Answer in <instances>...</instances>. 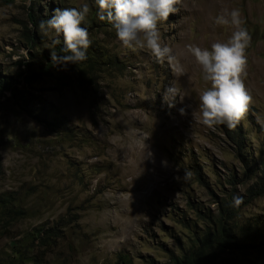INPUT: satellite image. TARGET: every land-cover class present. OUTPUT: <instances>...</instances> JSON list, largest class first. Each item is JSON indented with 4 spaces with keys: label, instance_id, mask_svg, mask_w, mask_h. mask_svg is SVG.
<instances>
[{
    "label": "rangeland",
    "instance_id": "374dc122",
    "mask_svg": "<svg viewBox=\"0 0 264 264\" xmlns=\"http://www.w3.org/2000/svg\"><path fill=\"white\" fill-rule=\"evenodd\" d=\"M85 3L94 62L79 63L80 71L53 66L25 82L63 44L61 36L53 45L55 34L42 35L28 14L50 18ZM225 9H239L251 35L245 85L253 103L235 129L202 124L199 95L210 83L187 51L231 37L232 27L214 22ZM97 10L95 0H0V76L18 80L15 95L0 98V195L12 193L26 214L10 227L0 217V264H119L122 255L131 264H171L213 227L219 203L237 195L244 204L232 240L241 245L216 250L213 264H264V248L239 230L252 226L264 237V195L247 193L264 164V0H183L158 22L183 76L147 49L124 47ZM173 83L180 95L170 109L162 94ZM231 137L243 138L240 155ZM51 227L58 237L45 247L40 238Z\"/></svg>",
    "mask_w": 264,
    "mask_h": 264
},
{
    "label": "clouds",
    "instance_id": "9594fccd",
    "mask_svg": "<svg viewBox=\"0 0 264 264\" xmlns=\"http://www.w3.org/2000/svg\"><path fill=\"white\" fill-rule=\"evenodd\" d=\"M97 17L106 21L115 29V34L122 45L131 50L147 49L159 63L167 62L177 76L185 75V68L161 36L158 22L166 21L170 15L179 11L183 0H95ZM90 8L87 3L81 7L56 8L50 18L41 20L38 28L42 35L54 33L52 44L60 43V53L50 51L51 62L67 70L69 65H78L87 60V50L92 44L90 33L82 24ZM215 24L230 26L234 29L231 37L225 41L211 44V48H202L193 44L187 51L201 67L203 79L210 83L199 95L201 122L212 128L226 125L235 129L246 117L253 96L245 85L247 77V49L251 35L239 9H225L214 19ZM180 90L173 83L163 94V102L171 109L176 107V98ZM181 104L183 102L181 101ZM189 105L178 109L181 116L188 115ZM191 171L185 169L181 178L191 179ZM235 205L243 202L242 196H234Z\"/></svg>",
    "mask_w": 264,
    "mask_h": 264
},
{
    "label": "trees",
    "instance_id": "16d2710c",
    "mask_svg": "<svg viewBox=\"0 0 264 264\" xmlns=\"http://www.w3.org/2000/svg\"><path fill=\"white\" fill-rule=\"evenodd\" d=\"M6 2H12V0H4ZM42 15H35L34 13L28 14V20L33 25V27L38 28L39 22L44 19H48V16H42ZM36 38L35 32H32L30 34V38H28V41L30 42V45L34 44V39ZM63 48V44H60V46L57 47V53L61 52V49ZM88 53V51H87ZM86 67H90V65L94 62V56L91 54H87V60H86ZM83 63V62H82ZM27 67H29V64H25ZM80 64L78 65H72L75 68H78V71H80ZM55 65L52 64L51 61H49V64L45 69H39L37 71V76H25L23 77V80L27 83H32L35 80H37L39 77H41L43 74H47V70L50 67H53ZM63 79V78H62ZM62 79L56 80L57 85L60 87L65 86V82H63ZM18 80L13 79L10 76L1 77L0 76V98L3 96L5 92H10L11 95H15L16 93V83ZM232 140L236 141L238 145L237 153L240 155V152L242 151L241 148L243 146V138L240 139V141L235 140L234 137H231ZM243 158V157H242ZM198 176L199 174L196 173ZM232 184V183H231ZM248 198H256L261 197L264 195V164L262 163L260 174L258 175V181L255 182L253 185L250 186V188L247 191ZM17 200L15 196L12 195V193L7 194H1L0 195V217L3 221L6 223L8 222V227L12 225V222L17 220L18 218H23L26 214L25 211H23L17 204ZM244 204V202H242ZM242 204H239L238 206L234 204L233 197L229 196L228 199H226L224 202L219 203L218 208V214L216 218L211 222L213 227L211 229H207L205 233L202 236H196V238L193 240L192 246L189 248L188 251L184 252L180 257L171 255L170 261L171 264H213V253L218 251H224L225 248L233 249L234 245H241L237 244L236 240H232V233L236 236H238L234 229H233V223L236 219L239 210L242 207ZM252 226H247L246 229L240 227V233L241 237H246L247 241H254L257 242L260 246L264 248V237L257 236L255 234V229ZM45 234V237L40 238V242L42 240L45 243V247H49L51 243H53L58 237V234L56 233V230L54 227L49 228L47 231L43 232ZM38 231V235H39ZM119 264H131L130 259L126 255H122L119 258Z\"/></svg>",
    "mask_w": 264,
    "mask_h": 264
}]
</instances>
